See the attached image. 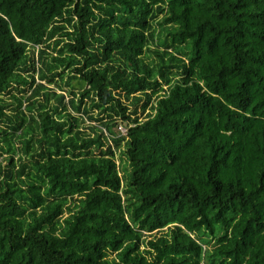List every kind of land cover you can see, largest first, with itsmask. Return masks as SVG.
I'll list each match as a JSON object with an SVG mask.
<instances>
[{
  "label": "trees",
  "instance_id": "obj_1",
  "mask_svg": "<svg viewBox=\"0 0 264 264\" xmlns=\"http://www.w3.org/2000/svg\"><path fill=\"white\" fill-rule=\"evenodd\" d=\"M4 119L0 264H264V0H0Z\"/></svg>",
  "mask_w": 264,
  "mask_h": 264
},
{
  "label": "rangeland",
  "instance_id": "obj_2",
  "mask_svg": "<svg viewBox=\"0 0 264 264\" xmlns=\"http://www.w3.org/2000/svg\"><path fill=\"white\" fill-rule=\"evenodd\" d=\"M151 56H154L153 54L151 55ZM72 85L74 86V88H75V90L76 91H79V89H80V85H79V81L78 80H74L73 82H72ZM70 87L69 86H66V88L65 89H69ZM12 94H15V95H17L18 97H24V96H26V95H28L27 93H25V92H23L22 91V87H20V86H18V87H14V88H12L11 89V92L10 93H8V94H5L4 95V98L6 99V101L7 102H10V103H12L9 107H7V109H6V112H7V114H12V113H15V112H17V111H14V109H13V107L15 106V102L13 101V99L11 98V95ZM92 113L95 115V116H97L98 114V111L95 109V110H93L92 111ZM90 123H92V124H98V122L97 121H93V122H90ZM122 123H119L118 124V126H117V128H116V134L117 135H125V133H126V131H122V130H120V128H119V126L121 125ZM8 125H9V122L7 121V119H4V121H2V122H0V128L1 129H7V127H8ZM123 125V124H122ZM123 127L124 128H126V125H123ZM126 130H127V128H126ZM10 133H12V131L11 130H9V132H8V134L7 135H9ZM5 134H0V165H2L3 166V172L1 173V175H0V177H2L3 176V174H4V171L7 169V168H13V165L11 164V157H13V161H15V170H20L21 169V166H20V159H18V158H20L21 156H22V163H29L31 160V157L30 156H26V155H23V154H21V153H19V154H14V153H12L11 151H9L8 150V146H7V143H6V140H5V136H4ZM11 137L10 136H8L7 137V139H10ZM11 140V139H10ZM13 142H15V145H18L19 147L21 146L20 145V143L18 142V140L17 139H14V140H12ZM120 155L122 156V154L121 153H117V159L119 160V161H121V163H123L124 161H125V157H120ZM120 166H122L121 164H120ZM24 169H26L25 171L27 172V171H29L27 168H24ZM157 234H159V232H157ZM140 248H142V246L140 247Z\"/></svg>",
  "mask_w": 264,
  "mask_h": 264
},
{
  "label": "built area",
  "instance_id": "obj_3",
  "mask_svg": "<svg viewBox=\"0 0 264 264\" xmlns=\"http://www.w3.org/2000/svg\"><path fill=\"white\" fill-rule=\"evenodd\" d=\"M119 128H120V130H122V131H123V130L126 131V128H124L122 124L119 126Z\"/></svg>",
  "mask_w": 264,
  "mask_h": 264
}]
</instances>
